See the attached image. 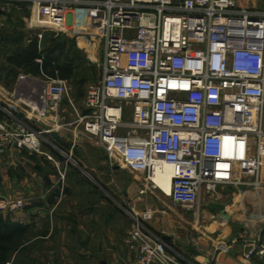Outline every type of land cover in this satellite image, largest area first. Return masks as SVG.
Segmentation results:
<instances>
[{
	"label": "built area",
	"instance_id": "built-area-1",
	"mask_svg": "<svg viewBox=\"0 0 264 264\" xmlns=\"http://www.w3.org/2000/svg\"><path fill=\"white\" fill-rule=\"evenodd\" d=\"M14 2L31 4L39 21L54 29L74 28L75 13L102 14L101 79L88 86L78 120L110 160H120L151 186L156 168L167 165L168 197L187 210L218 185L260 184L264 9L236 0H0ZM41 76L19 79L37 90L30 108L43 120L68 86ZM19 103L0 111L15 119ZM43 138L23 119L15 129L0 120V157L11 147L38 151ZM150 216L146 210L133 217L126 240L135 251L132 264H192L142 222ZM241 257L264 258V229L244 242Z\"/></svg>",
	"mask_w": 264,
	"mask_h": 264
},
{
	"label": "rangeland",
	"instance_id": "rangeland-1",
	"mask_svg": "<svg viewBox=\"0 0 264 264\" xmlns=\"http://www.w3.org/2000/svg\"><path fill=\"white\" fill-rule=\"evenodd\" d=\"M236 2L240 6L264 9V0ZM84 17L83 12L75 13L74 28L65 25L54 29L47 22L39 21L41 17L36 11L32 12L31 4H0V106H9L5 97H13L19 74L37 79L42 77L8 62V57L17 47L27 44L31 38L38 39L44 56L56 46L53 56L71 69L69 77L63 79L68 86V95L62 99L56 112L51 113L58 118L54 123L61 139H51L47 134L38 151L11 147L0 157V204L6 203L4 208H0V227L15 233L5 252L0 250V264H120L118 256L126 250V240L136 214L129 207L132 198L128 196V185L136 174L120 160H110L103 147L85 133L78 120V114L85 112L88 86L101 79L102 14L91 11ZM41 61V58L37 59L39 64ZM50 66L46 67V72L52 70ZM128 118L129 115L124 117L125 120ZM3 120L9 128H16L17 123L10 121L11 118L5 115ZM41 121L38 119L36 122L40 124ZM32 122L35 121L32 119ZM60 173L64 177L58 181ZM140 183L134 193L144 194L139 204H145L151 215L142 222L159 235L170 233L175 227L186 228L197 220L202 223L221 217L225 203H234V193L238 192L233 187L216 186L213 196L202 198V203L208 204L213 214L204 212L196 220L194 211L174 204L142 177ZM58 186L67 189L66 192L55 194ZM249 190L263 193L264 176L260 175V184L256 188L239 187L240 193ZM18 200L21 205L15 206ZM33 204L38 205L35 214L31 213ZM45 204H58L70 209L60 214L38 209L44 208ZM137 215L142 216V213ZM63 221L65 227L57 225ZM50 222H54V226L48 230ZM80 225L84 243L89 248L88 251L84 250L86 245L82 248L83 255L79 254L78 245L81 237H78L77 227ZM45 235L48 237L44 238ZM91 242H98L97 248L104 250L109 247L112 252L99 254L94 261L85 259L86 252L91 250Z\"/></svg>",
	"mask_w": 264,
	"mask_h": 264
},
{
	"label": "crops",
	"instance_id": "crops-1",
	"mask_svg": "<svg viewBox=\"0 0 264 264\" xmlns=\"http://www.w3.org/2000/svg\"><path fill=\"white\" fill-rule=\"evenodd\" d=\"M19 75L16 80L17 87L14 89L12 94L13 97H5L7 100H9V105H11L15 101V99H19L20 105L15 110L16 114L17 112H23L24 117L22 119L24 121H27L28 124L34 127H37L39 129L41 128L44 137L48 134L51 139H61L57 124L55 125L54 123V120L58 118L51 115L52 112L56 111L50 110L47 116L40 122V124L36 122L38 121V118L36 113L33 112L30 108L33 107L32 103H30V97H36L37 90L35 91V88L30 84V80H28L27 78L26 80L25 78L19 79ZM23 85L24 87H22ZM4 116L5 115H3V113H0V119L2 121H4ZM32 119L35 122H32ZM18 120L20 119L17 118L16 115V118L10 121H15L16 123H18ZM262 123L264 128V105ZM53 133L55 134V136H52ZM261 175L264 176V166L261 170ZM62 177H64V174L60 173V177L58 176V181H61ZM133 177L134 178H132V182L128 185V196L132 198L130 199L129 207L134 214H138L139 212L143 213L148 209L145 204H139L141 203L140 199L144 197V194L141 195L139 193H134L138 184H141L140 177L143 178V176L136 174ZM90 180L97 184L92 177H90ZM220 186L233 187L238 191L234 193V203L227 202L223 206L224 209L221 211V217H215L210 221H203L202 223L197 220L199 219V217H201L202 214L204 215V212L210 215H212L214 212L209 208L208 204L202 203V198L204 196H213V192H211L210 194H204L200 198L199 205L194 209H191L192 211H194V214L197 215L196 222L190 223V226L186 228L175 227L174 229H171L170 233L165 232V234H162L161 236L169 235L170 239L167 240V242L173 245L178 250L180 255L186 261L192 264H264V258H254L253 260L247 261L242 259L241 257L244 242L258 236L262 232L264 225V192H258L256 194L253 190H249L246 193H240L239 187L242 186H235L231 184ZM66 190L67 189H65L64 187L58 186V188L54 190V192L55 194L60 195L61 192H66ZM32 195L34 196V193H32ZM37 206H34L33 204L31 213H36L35 211L37 210L35 208H37ZM136 207L138 208L137 210ZM38 209H46V211L50 212L56 211L57 214H60L61 211H67L68 209H70V207L65 209L58 204H45L44 208L38 207ZM34 224H37V222ZM57 225L65 227L64 221L62 223H58ZM53 226L54 222H50L48 230L52 229ZM77 228L79 231L78 237H81V240H79L78 243L79 251L81 252H79V254L83 255L82 248H84L86 245L83 240L84 232L82 230V225L78 226ZM49 232L50 231H48V234ZM45 237H48V235H45L44 238ZM220 244L224 245L226 249H218L217 246ZM125 245L126 250H124L122 256H118V262H120V264H132L135 258V251L131 249L127 245V243ZM97 246H99L98 242H91L89 245V247H91V250L90 252H86V256L84 258L94 261L99 254H109L110 252H112V249H110L109 247L106 248L107 250H104L102 247L97 248ZM86 248L87 249L84 250L88 251L89 248L87 245ZM76 252H78V250H76Z\"/></svg>",
	"mask_w": 264,
	"mask_h": 264
},
{
	"label": "trees",
	"instance_id": "trees-1",
	"mask_svg": "<svg viewBox=\"0 0 264 264\" xmlns=\"http://www.w3.org/2000/svg\"><path fill=\"white\" fill-rule=\"evenodd\" d=\"M26 4L24 2H14ZM56 46L49 50L46 56L43 55V50L39 45L38 39L33 37L27 44H21L17 47L15 52L8 57V62L18 68L24 69L27 72L33 74L44 73L45 75L66 79L71 73V69L66 64L59 63L53 54L55 53ZM41 58L42 61L39 64L37 59ZM51 65L52 70L46 72V67ZM31 73V74H32ZM30 74V73H28ZM15 236V233L8 231L5 228L0 227V250L5 252L6 247L11 244Z\"/></svg>",
	"mask_w": 264,
	"mask_h": 264
},
{
	"label": "bare ground",
	"instance_id": "bare-ground-1",
	"mask_svg": "<svg viewBox=\"0 0 264 264\" xmlns=\"http://www.w3.org/2000/svg\"><path fill=\"white\" fill-rule=\"evenodd\" d=\"M46 22V21H44ZM170 169L167 165H162L156 168L154 175L152 177L153 185L155 188H158L165 196H168L170 193Z\"/></svg>",
	"mask_w": 264,
	"mask_h": 264
},
{
	"label": "water",
	"instance_id": "water-1",
	"mask_svg": "<svg viewBox=\"0 0 264 264\" xmlns=\"http://www.w3.org/2000/svg\"><path fill=\"white\" fill-rule=\"evenodd\" d=\"M17 118H19V119H22L23 117H24V113L23 112H17ZM52 136H55V134L53 133L52 134ZM163 238L165 239V240H169L170 239V237L169 236H163Z\"/></svg>",
	"mask_w": 264,
	"mask_h": 264
}]
</instances>
